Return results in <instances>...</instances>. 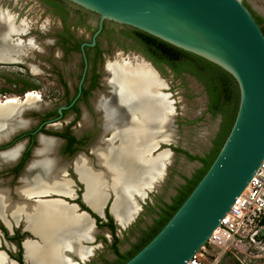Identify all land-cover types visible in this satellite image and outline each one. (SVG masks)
<instances>
[{"label": "bare ground", "instance_id": "6f19581e", "mask_svg": "<svg viewBox=\"0 0 264 264\" xmlns=\"http://www.w3.org/2000/svg\"><path fill=\"white\" fill-rule=\"evenodd\" d=\"M26 27L23 18L0 8V62H20L22 48L34 45L31 40L25 44L11 40L19 38L12 34L22 33ZM104 68L108 73L105 79L108 92L97 93L93 106L100 111L104 132L109 131L110 137L93 148L100 169H92L79 156L74 170L84 185V199L92 210L100 211L109 190L112 215L119 226L126 228L165 174L171 153L168 149L155 153V148L160 142L174 143L176 130L170 123L172 108L167 83L150 62L136 56H118L107 61ZM39 106L40 98L32 91L26 92L22 99L1 97L0 129L16 127L18 121L25 120L20 114L22 110ZM50 150L51 142H46V154ZM41 160L48 164L47 156ZM56 171V164L50 169L27 167L23 184L17 189L19 194L26 196L48 190L69 193L68 184L56 178ZM6 210L13 217L22 214L26 227L39 239L23 242L27 264H79L78 260L86 261L92 256V247L81 242L92 240L97 230L87 215L76 214L72 206L51 200L11 205L0 188V215ZM0 264H9L1 251Z\"/></svg>", "mask_w": 264, "mask_h": 264}, {"label": "water", "instance_id": "95a60500", "mask_svg": "<svg viewBox=\"0 0 264 264\" xmlns=\"http://www.w3.org/2000/svg\"><path fill=\"white\" fill-rule=\"evenodd\" d=\"M66 1L98 16V28L90 42L81 44L82 52L85 45L95 44L102 22L106 20L148 33L201 56L229 72L238 85L236 116L211 164L161 229L123 263L186 264L219 225L223 214L246 187L264 158V33L242 0ZM62 108L64 106L58 109L59 113ZM170 144L160 142L155 153L168 149L173 154L165 147ZM50 193L71 199L76 196L74 192L69 195L49 190L34 193V201L51 200L70 205L76 214L87 215L99 230L95 218L86 209H80L74 201H63L60 196L45 197ZM110 197L108 190L100 211H94L84 199L83 185L81 199L84 205L102 217L108 208V213L119 225L111 212L113 199L109 201ZM26 239L33 240L25 237L21 241L24 263L23 242ZM0 251L9 260L6 253ZM77 262L83 263L81 260Z\"/></svg>", "mask_w": 264, "mask_h": 264}, {"label": "rangeland", "instance_id": "374dc122", "mask_svg": "<svg viewBox=\"0 0 264 264\" xmlns=\"http://www.w3.org/2000/svg\"><path fill=\"white\" fill-rule=\"evenodd\" d=\"M242 2L251 8L255 16L261 18V26L264 32V19L260 15V13H264L263 0H242ZM0 8L8 9L16 17L23 18L27 23L24 32L12 35L20 36L26 33L29 24L33 25V27L37 26L39 30V34H35V36L31 35L36 37L39 45L32 37H29L26 42L21 38L11 39L13 41H22L23 44L30 40L34 41V45L24 48H28L25 49L26 52L29 50V52L36 53L38 56L36 60L25 59L27 67H25L22 73L19 71V64L0 62L9 63L0 64V98L3 96H16L22 99L26 92L32 91L38 94L40 98V106L38 108L41 107V102H54V99L60 95L61 82L66 81L70 84L78 80L80 54L72 53L68 58H62L63 63L59 62L61 52L56 46L54 47L48 43L49 40H47L53 38L52 31L58 28L59 19L41 0H0ZM17 12L22 17L16 14ZM84 13H86L87 25L80 22L74 23L75 21L72 17L68 19V23L72 26L75 34L82 38H89L94 30L98 16L89 11H85ZM107 24L113 27V33H108L100 38L103 50L100 62V77H105L103 80L104 84L108 73L103 71V68L109 60H113L118 56H136L150 62L167 83L166 92L169 94L168 99L172 108L170 123L176 130L175 145H165V147L173 151V154L170 152L171 155L165 166V174L162 180L147 194L136 218L124 229L114 220L115 235L118 238V250L121 253H127L134 249V245L143 238L146 232H149L151 227L156 223V219L163 211V208L166 207V204L173 202L176 192L185 186L186 179L193 178L204 168L201 161L190 159L184 153L178 152L174 148L210 159L216 146V140L218 139L221 115L220 113L211 114L207 111L208 93L203 83L197 77L189 73H177L164 64L151 61L136 43L123 36V34L131 32V27L110 21H107ZM40 30L50 35L47 36L40 32ZM24 48H22V53ZM20 57H22V54ZM52 68L60 70V73ZM38 69H40L39 73ZM31 109L36 108H26L20 114ZM79 185L82 188L83 185ZM111 199L112 196L109 198V201ZM105 210L108 211V208H105ZM97 227L99 228V232L95 236L97 237L98 235L101 238L98 240L99 245L96 247L95 240L89 243L94 245L93 255L81 264H110L115 262L117 258L110 246L113 240L110 230L105 227ZM220 264L234 263L231 262L230 257L226 256Z\"/></svg>", "mask_w": 264, "mask_h": 264}, {"label": "flooded vegetation", "instance_id": "af4514ba", "mask_svg": "<svg viewBox=\"0 0 264 264\" xmlns=\"http://www.w3.org/2000/svg\"><path fill=\"white\" fill-rule=\"evenodd\" d=\"M41 1L46 4L59 19V26L56 30L52 31L53 38L47 39L49 40L48 43L54 47L56 46L61 52V58L59 60L61 63H63V59L68 58L72 53L80 54V61L78 62L80 71L78 80L75 83L71 82L69 84L66 81L61 82L60 95L58 98L54 99V102H41L40 108L25 112L23 118L29 122L27 128L18 131L17 134L11 138L10 143L0 145V148H7L10 147L11 144L18 142H22L25 145L23 154L15 165H0V188L5 192L6 198L11 205L20 202L35 203V196L33 194L22 196L17 189L23 184V176L26 173L29 162L36 159L34 150L40 147L38 144V137L42 134L45 136H53L56 137L57 148L56 146L53 147L52 150L47 152L46 156L52 157L57 165L56 178L59 181L63 180V184H68L69 193L67 194L70 195L74 192L76 196L71 199L65 195L50 193L45 195V197L60 196L63 201H74L80 209H84L85 205L81 199L83 186L81 188L79 185L83 183L76 175L74 164L75 160L79 156H82L92 169H100L93 153V148L95 146H101L102 143L110 137L109 131L104 132L101 113L94 108L93 99L97 96V93L107 94L108 92V88L103 82L105 77H100V62L103 56L100 38L108 33H113V27L104 20L101 30L95 39V44L93 46L85 45L83 47L84 52H82L81 44L91 41L92 34L98 28V19L91 36L89 38H82L73 32L72 26L68 23V19L72 17L75 21L74 23L80 22L87 25L86 13H84L86 10L72 5L67 1ZM244 4L252 13L251 8L246 3ZM16 14L19 15L18 12ZM252 15L263 31L261 18L255 16L253 13ZM260 15L264 19V13H260ZM40 32L47 36L50 35L43 30H40ZM35 34H39L37 26L33 27V25L29 24L27 32L21 34L19 38L26 42L29 37H32L39 45L36 37L31 36H35ZM128 34L129 33L123 34V36L142 48L141 45L136 42L137 39ZM25 49L28 48H24L21 57L22 60L17 63L19 64V71L21 73L25 70V67H27V65H25V59L36 60L38 56L36 53L29 52V50L26 52ZM144 54L146 55V53ZM150 60L153 61L151 58ZM52 69L60 73V70ZM39 70L40 69H38V73ZM69 71L71 72V70ZM103 71H105L104 68ZM62 106H64V108H62L61 113H59L58 109ZM84 114L87 115V117L85 116L86 118H83ZM220 115L221 120L218 134L221 132L223 122V115L221 113ZM175 150L177 151V149ZM72 184H74V186ZM183 190V188H180L179 191L176 192V196L180 195ZM164 214L165 211L160 213L161 216ZM100 218L101 220L99 221L95 219L96 225L108 228L111 232L112 223L106 213L103 217L100 216ZM26 236H30L33 240H39L38 237L26 227L25 218L22 214L13 217L11 213L6 210L3 212V216L0 215V249L6 253L11 264H24L20 259L19 246H21V241ZM145 237L146 234L138 243L140 244ZM99 239L101 238L97 235L94 241L96 247L99 245ZM115 257H117L116 254Z\"/></svg>", "mask_w": 264, "mask_h": 264}, {"label": "trees", "instance_id": "16d2710c", "mask_svg": "<svg viewBox=\"0 0 264 264\" xmlns=\"http://www.w3.org/2000/svg\"><path fill=\"white\" fill-rule=\"evenodd\" d=\"M130 30L131 32L128 35H131L137 39L136 42L141 45V50L143 53H146L147 57H150L153 62L164 64L177 73H189L197 77L198 80L203 83L205 90L208 93L209 100L207 111L211 114L221 113L223 115V122L221 132H219L218 139L215 143L216 146L213 149V155L210 159L192 155L189 152L179 148H174L177 149V151L184 153L190 159H197L201 161L204 165V168L201 169L193 178L186 179V184L183 187L184 190L180 195L174 197L173 202L166 204V207L163 208L165 214L162 216L160 215L159 218L156 219V223L151 227L150 231L146 232V237L142 239L143 241L140 244H135L134 249L128 251L127 253H121L118 250V238L115 235L114 219L108 213V211L105 210L107 217L112 223L111 235L113 240L110 246L112 251L117 256L115 262L110 264H123L138 250H140L161 229V227L167 222V220L187 197V195L211 164L227 134L229 133L236 116L239 102V89L234 77L220 66L201 56L178 48L148 33L134 28H131ZM84 209H86L97 221L101 220L100 216L91 211L87 206H85ZM19 255L21 261L23 262L21 246H19Z\"/></svg>", "mask_w": 264, "mask_h": 264}, {"label": "built area", "instance_id": "2783aa9c", "mask_svg": "<svg viewBox=\"0 0 264 264\" xmlns=\"http://www.w3.org/2000/svg\"><path fill=\"white\" fill-rule=\"evenodd\" d=\"M264 264V158L243 191L186 264Z\"/></svg>", "mask_w": 264, "mask_h": 264}, {"label": "clouds", "instance_id": "9594fccd", "mask_svg": "<svg viewBox=\"0 0 264 264\" xmlns=\"http://www.w3.org/2000/svg\"><path fill=\"white\" fill-rule=\"evenodd\" d=\"M28 123L29 122L27 120H21L18 121L16 127H13L11 129H0V145L10 143L11 138L16 135L18 131L26 129ZM46 142H51L53 148L57 142L56 137L45 136L43 134L38 137V144L40 145V147H37L34 150V155L40 158L31 160L27 166L29 169H50L54 166L55 161L49 156H47L48 164L45 165L44 163H42L41 158L46 156ZM24 149L25 145L22 142L11 144V146L7 148H0V165H15L16 162L21 158Z\"/></svg>", "mask_w": 264, "mask_h": 264}, {"label": "crops", "instance_id": "0c3cea01", "mask_svg": "<svg viewBox=\"0 0 264 264\" xmlns=\"http://www.w3.org/2000/svg\"><path fill=\"white\" fill-rule=\"evenodd\" d=\"M26 170H27V168H26ZM26 196H28V195H26ZM28 204H33V203H28ZM97 230V229H96ZM99 232V230H97V232H96V234ZM95 234V235H96ZM95 235H94V237H95ZM94 237H93V239H94ZM92 239V240H93ZM92 240H82V242H86V243H91V242H93ZM89 241V242H88ZM89 246H91L92 247V255H93V249H94V245H89ZM76 258V257H75Z\"/></svg>", "mask_w": 264, "mask_h": 264}]
</instances>
